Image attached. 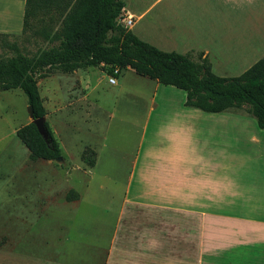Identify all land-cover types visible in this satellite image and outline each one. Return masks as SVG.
I'll list each match as a JSON object with an SVG mask.
<instances>
[{"label": "crops", "instance_id": "0c3cea01", "mask_svg": "<svg viewBox=\"0 0 264 264\" xmlns=\"http://www.w3.org/2000/svg\"><path fill=\"white\" fill-rule=\"evenodd\" d=\"M125 2L122 15L139 39L195 61L202 56L219 77H238L264 57V0ZM40 4L30 0L26 17L27 0H0V36L36 42L38 34L41 46L58 45L66 13ZM129 70L115 83L104 65L50 73L69 80L66 106L84 113L96 140L84 144L77 166L60 144L63 164L46 171L65 184L55 192L64 207L42 198L34 215L15 217L0 264H264V130L247 111L205 113L186 104L185 91ZM126 72L151 86L128 84ZM104 92L130 102L121 112L103 104ZM54 103L45 120L56 137L49 119L61 101ZM105 107L111 113L97 130ZM86 149L95 152L93 167L82 161ZM91 188L108 201L97 197L98 216L83 217ZM70 191L76 200H67Z\"/></svg>", "mask_w": 264, "mask_h": 264}, {"label": "trees", "instance_id": "16d2710c", "mask_svg": "<svg viewBox=\"0 0 264 264\" xmlns=\"http://www.w3.org/2000/svg\"><path fill=\"white\" fill-rule=\"evenodd\" d=\"M40 1L42 7L54 6L66 13L61 31L55 36L60 43L39 49L31 56L17 53L0 59V91L21 90L33 109L34 119L48 114L39 81L47 78L51 69L73 73L104 65L111 76H116V69L119 72L131 69L141 77L185 91L186 104L205 113L245 108L264 130V57L242 75L223 78L212 72L210 62L202 56L195 61L191 54L165 52L139 39L118 21L125 9V0ZM12 47L17 51L15 43ZM44 126L47 139L34 122L16 131L29 151V159L33 162L63 159L60 143L46 120ZM82 161L93 167L95 152L86 149ZM77 198L74 191L67 195V200Z\"/></svg>", "mask_w": 264, "mask_h": 264}, {"label": "rangeland", "instance_id": "374dc122", "mask_svg": "<svg viewBox=\"0 0 264 264\" xmlns=\"http://www.w3.org/2000/svg\"><path fill=\"white\" fill-rule=\"evenodd\" d=\"M34 36L37 37L36 42L29 39L25 40L24 38L20 40L9 36H0V59L14 56L17 53L31 56L39 49L48 48L45 44L41 46L42 35L34 34ZM13 43L17 44L18 51L13 49ZM56 70L58 69L53 68L50 70V73L56 72ZM125 75L128 84L132 86H139L141 83H146L144 81H149L136 76V74H128L126 72ZM114 78L118 79L116 76ZM67 81L69 80L60 75L49 76V78L39 81V89L41 96L45 100V107L48 114H52L55 99L57 98L61 101V112H59L57 117L51 115L49 121L54 126L56 138L61 146H63L65 153L69 157V161L74 166H77L80 163L79 153L84 144L88 140L89 142L95 143L96 138L93 135L90 136L86 129L87 126L84 113L76 114L75 112L72 114L70 109L66 106L69 97L66 91ZM146 85L148 84L146 83ZM148 86L151 85L149 84ZM109 87V90L112 92L118 89L117 86L109 85ZM54 89L58 91L56 98H54L56 91ZM102 102L106 106H115L116 109L119 108L120 111L123 112V107L129 104L130 101L127 96H123L121 99H113L112 95L104 92L102 94ZM28 107L27 97L21 90L0 91V247L8 240V227H14L15 224H11L12 222L16 223L14 218L27 216L30 214L29 212L34 215V210L30 208L33 205L36 207L37 203L40 202L42 198L48 199V203L51 204L54 210L56 208L62 210L64 207L61 200H57L55 192H60L64 189L65 184L62 182L54 183L52 180L49 181V176L52 177V173L46 171L60 167L64 160L59 159L51 164H47V162L43 160H39L38 162L31 161L29 159L28 149L16 135V131L19 128L32 122ZM105 108L106 111L101 112L102 114L99 118L100 125L97 127V130H99L101 126L104 127L105 124H107L106 117L108 113H111L109 110L111 107ZM242 110L246 111L245 108H242ZM70 120L75 122L74 125ZM125 165L126 163L122 166L125 168ZM76 175H81V172H76ZM92 189L93 188H91L86 195V199L89 202L82 212L84 215L83 217L98 216V211L96 210L97 202H94L97 201V197L100 201H103L105 198L106 200L103 202L108 201L106 192L97 193L96 189H94V192ZM59 197L61 199L65 198L64 194ZM24 205H26V207ZM71 207L72 206L68 205L67 211H71ZM90 228H96V224L90 225ZM17 232L18 231H15L13 236L15 237L14 243L18 240ZM25 232L26 230H23L20 236L24 235Z\"/></svg>", "mask_w": 264, "mask_h": 264}, {"label": "water", "instance_id": "95a60500", "mask_svg": "<svg viewBox=\"0 0 264 264\" xmlns=\"http://www.w3.org/2000/svg\"><path fill=\"white\" fill-rule=\"evenodd\" d=\"M28 111L30 113V117L32 119V122H34V124L36 125V127L38 128L40 134L47 139V132L45 130V126H44V122H45V118H39V119H34V115H33V109L31 106L28 107Z\"/></svg>", "mask_w": 264, "mask_h": 264}, {"label": "built area", "instance_id": "2783aa9c", "mask_svg": "<svg viewBox=\"0 0 264 264\" xmlns=\"http://www.w3.org/2000/svg\"><path fill=\"white\" fill-rule=\"evenodd\" d=\"M119 23H121L122 25H124L125 27H130L132 25V19L129 17H124L123 15H121L118 19ZM115 75H118L120 72L118 69H116L114 71ZM115 76L111 77L109 82L110 83H115L116 79L114 78Z\"/></svg>", "mask_w": 264, "mask_h": 264}]
</instances>
